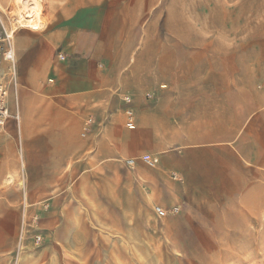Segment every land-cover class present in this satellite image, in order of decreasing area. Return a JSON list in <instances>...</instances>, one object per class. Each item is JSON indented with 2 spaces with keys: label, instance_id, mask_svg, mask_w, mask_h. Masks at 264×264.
Here are the masks:
<instances>
[{
  "label": "crops",
  "instance_id": "crops-1",
  "mask_svg": "<svg viewBox=\"0 0 264 264\" xmlns=\"http://www.w3.org/2000/svg\"><path fill=\"white\" fill-rule=\"evenodd\" d=\"M72 25L61 29L63 61L31 49L16 66L9 107L19 123L4 131L15 127L17 142L0 134V226L13 227L14 212L21 218L62 181L115 173L129 158L147 179L145 194L177 208L174 242H195L191 228L200 225L192 221L239 227L264 210V60L230 63L213 45L201 53L174 44L107 50L106 34L96 37L101 18L89 17L87 29ZM127 107L134 130L124 125ZM143 154L157 164L141 162ZM8 172L22 182V205L3 187Z\"/></svg>",
  "mask_w": 264,
  "mask_h": 264
},
{
  "label": "rangeland",
  "instance_id": "rangeland-1",
  "mask_svg": "<svg viewBox=\"0 0 264 264\" xmlns=\"http://www.w3.org/2000/svg\"><path fill=\"white\" fill-rule=\"evenodd\" d=\"M42 2L44 26L19 28L10 38L17 67L20 56L31 49L46 53L48 60L60 52L66 55L67 35L61 29L72 23L71 28L87 29L84 24L91 16L101 18L105 26L96 37L100 42L106 34L107 50L120 44H174L201 53L213 45L227 53L230 63L264 60V0ZM15 17L14 0H0V39L6 37ZM6 67L2 62L0 71L6 73ZM43 78L46 82V75ZM3 82L11 107L14 86L7 74ZM9 124L13 121L4 129ZM4 129L0 134L9 137L10 143L17 142L16 132ZM126 160L115 173L105 169L62 181L64 187L55 185L48 196L28 206L21 218L20 211L14 212L13 227L0 226V264H264V210L255 212L252 220L237 222L239 227L192 221L200 225L191 228L195 242H174L178 239L173 236L175 207L154 203L145 194L147 179L136 168L138 159L131 164ZM126 176L131 192L127 197ZM19 180L16 172H8L3 187L17 192L22 205ZM159 197L171 202L168 194ZM157 206L166 212L163 217L155 213ZM23 214L27 226L22 225ZM4 238L10 242H1Z\"/></svg>",
  "mask_w": 264,
  "mask_h": 264
},
{
  "label": "built area",
  "instance_id": "built-area-1",
  "mask_svg": "<svg viewBox=\"0 0 264 264\" xmlns=\"http://www.w3.org/2000/svg\"><path fill=\"white\" fill-rule=\"evenodd\" d=\"M56 58L59 61L64 60V54L63 53H58L56 55ZM4 62L6 63L7 67L6 70L7 72L4 73L0 71V132L4 129L6 123L9 120H13L15 123H19V113L18 109L15 106V109L13 111L9 107V102H8V89L4 85L3 82V77L5 74H7L8 79L10 83L16 88V66H15V56H14V51L10 45V37H6L0 39V64ZM49 82L51 80L49 79ZM124 101L126 103L130 102V98L128 96L124 97ZM124 116H125V122L124 125L127 129L132 130L135 129V114L132 108L127 107L124 110ZM141 161H143L147 166L153 167L157 162V157L149 155V154H143L139 157ZM134 158L127 159L126 162L128 164H131L134 162ZM174 212L177 211V208L173 209ZM155 213L157 214L158 217H163L166 212L161 208V207H155ZM22 225L27 226V223L25 221V215H22ZM37 240H39L37 238Z\"/></svg>",
  "mask_w": 264,
  "mask_h": 264
},
{
  "label": "bare ground",
  "instance_id": "bare-ground-1",
  "mask_svg": "<svg viewBox=\"0 0 264 264\" xmlns=\"http://www.w3.org/2000/svg\"><path fill=\"white\" fill-rule=\"evenodd\" d=\"M14 4L16 17L7 37L11 38L19 28L39 30L44 26L42 0H14Z\"/></svg>",
  "mask_w": 264,
  "mask_h": 264
}]
</instances>
